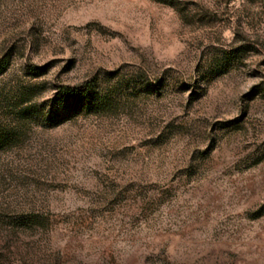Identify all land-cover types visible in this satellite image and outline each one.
I'll return each mask as SVG.
<instances>
[{"label":"rangeland","instance_id":"374dc122","mask_svg":"<svg viewBox=\"0 0 264 264\" xmlns=\"http://www.w3.org/2000/svg\"><path fill=\"white\" fill-rule=\"evenodd\" d=\"M0 264H264V0H0Z\"/></svg>","mask_w":264,"mask_h":264},{"label":"trees","instance_id":"16d2710c","mask_svg":"<svg viewBox=\"0 0 264 264\" xmlns=\"http://www.w3.org/2000/svg\"><path fill=\"white\" fill-rule=\"evenodd\" d=\"M80 90H78V89H73V90H71V93H78Z\"/></svg>","mask_w":264,"mask_h":264}]
</instances>
